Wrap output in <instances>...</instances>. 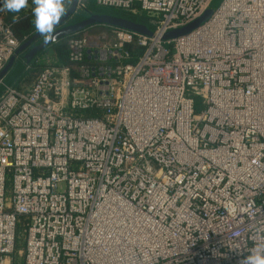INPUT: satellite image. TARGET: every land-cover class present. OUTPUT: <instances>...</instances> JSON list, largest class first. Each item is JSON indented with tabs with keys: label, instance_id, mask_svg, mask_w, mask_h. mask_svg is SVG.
Returning <instances> with one entry per match:
<instances>
[{
	"label": "built area",
	"instance_id": "obj_1",
	"mask_svg": "<svg viewBox=\"0 0 264 264\" xmlns=\"http://www.w3.org/2000/svg\"><path fill=\"white\" fill-rule=\"evenodd\" d=\"M212 1L76 0L155 15L153 34L90 26L65 63L49 48L30 85L4 88L0 264H240L264 248V0H222L163 40ZM20 47L0 14V75Z\"/></svg>",
	"mask_w": 264,
	"mask_h": 264
},
{
	"label": "water",
	"instance_id": "obj_2",
	"mask_svg": "<svg viewBox=\"0 0 264 264\" xmlns=\"http://www.w3.org/2000/svg\"><path fill=\"white\" fill-rule=\"evenodd\" d=\"M222 0H213L209 7L207 8L204 15L193 22L192 24L186 26L183 29L175 30L172 32H169L163 36V40H169V39H175L177 37L183 36L190 32L191 30L198 27L201 23L206 21L212 12L218 7V5L221 3ZM76 12V0L71 1V5L69 7V10L65 14V16L60 20L59 24L56 26L54 31V40L48 41L45 43V40L42 39L40 42H38L36 45L33 46V44L42 37L39 33L33 35L27 43L23 44L15 53L14 57H17L22 51L25 49L33 46L28 53L23 57L24 63L22 64L20 61L18 64L20 65L21 69L23 70L25 65L29 64L35 56H37L43 49H45L47 46L52 44L55 41H58L60 39H63L69 35H73L76 33L81 32L82 30L93 26V25H103L107 26L109 28H117V29H123L127 30L136 34H141L145 36H151L153 34V30L151 28H148L146 26L134 23L132 21L122 19L116 16L111 15H105V14H92L88 17L73 23V24H65L67 18H69L71 15H73ZM13 57V58H14ZM12 65V60L9 61L8 65L3 70L2 74L0 75V78L5 76V73L10 69ZM18 68L14 69L15 72H17ZM22 70L19 72L18 75L22 72ZM11 74L12 76L9 78V80L6 82L4 81V85L1 86L4 90L5 87L10 86L17 78L16 73ZM11 83V84H10Z\"/></svg>",
	"mask_w": 264,
	"mask_h": 264
},
{
	"label": "trees",
	"instance_id": "obj_3",
	"mask_svg": "<svg viewBox=\"0 0 264 264\" xmlns=\"http://www.w3.org/2000/svg\"><path fill=\"white\" fill-rule=\"evenodd\" d=\"M70 4H71V2H69L66 5V13H67V11H68V9L70 7ZM2 6H3V4H2ZM2 6H0V7H2ZM33 8H34V5L32 4V0H29L28 10L27 11H24L25 8L22 9L19 13L9 12V11L5 10V20L10 25V28H11L14 36L16 37V39L21 42V46L23 44L27 43V41L33 35L37 34L36 29H35V25H34L35 17H34L33 12H32ZM92 14H105V15L116 16V17H119V18H122V19H126V20L132 21L134 23L143 25V26H148L147 19L144 16H131V15L127 14V13L114 12V11H111V10H108V9H95V8H91L90 6L85 11L76 12L73 15H71L69 18H67L66 23L71 17L73 18L71 23H76V22H78V21H80V20H82V19H84V18H86V17H88L89 15H92ZM15 15H19V18H14ZM89 28L90 27H88L86 29H89ZM86 29L82 30L79 33H76V34H73V35H69V36H67V37H65L63 39H60V40L57 41V43H52L49 46H47L45 49H43L30 62V68H32V69H30L29 71H25V70L22 71V75L23 76H27V78L25 80L26 81H30V80L33 81L34 80V78L36 77V75L38 73V67L36 68L33 65L34 60H35V58H37L38 56L43 54L45 51H47L49 48H53L54 51L57 53V57H58L60 63H65L66 47H65V44H64V40H66L69 37L78 36L82 32H84ZM24 37H27V40H24L23 39ZM42 39H44L43 36L40 37L35 42V44L40 42ZM26 54H27V50L22 51L19 55L24 57Z\"/></svg>",
	"mask_w": 264,
	"mask_h": 264
},
{
	"label": "clouds",
	"instance_id": "obj_4",
	"mask_svg": "<svg viewBox=\"0 0 264 264\" xmlns=\"http://www.w3.org/2000/svg\"><path fill=\"white\" fill-rule=\"evenodd\" d=\"M0 11L19 13L28 7L29 0H2ZM70 0H32L36 32L44 37L45 43L54 40V31L66 13ZM240 264H264V248L253 250Z\"/></svg>",
	"mask_w": 264,
	"mask_h": 264
},
{
	"label": "rangeland",
	"instance_id": "obj_5",
	"mask_svg": "<svg viewBox=\"0 0 264 264\" xmlns=\"http://www.w3.org/2000/svg\"><path fill=\"white\" fill-rule=\"evenodd\" d=\"M221 2V1H220ZM71 5V4H70ZM89 6L91 7V8H95V9H100V8H98V7H96V5L93 3V2H90L89 3ZM88 6V7H89ZM69 10V9H68ZM111 11H114V12H122V13H127V14H129V15H131V16H144V17H146V19H147V22H148V26H146V27H148V28H151V29H153V26H152V24H151V20L152 19H157V17L155 16V15H148V14H146L145 12H141V11H139V13L137 14V15H133V14H131V13H129V12H126V11H122V10H111ZM77 12H79V11H77ZM76 13V12H75ZM0 14L2 15V18H3V13L0 11ZM72 17L67 21V25L68 24H73V23H71L72 22ZM109 27H107V26H103V25H93L92 26V28H90L89 30H87L88 32H86V33H84V34H88V35H93V36H95V35H101V34H103V33H106L107 32V29H108ZM64 42H65V40H64ZM16 58L17 57H14V58H11L10 59V61L12 60V65H11V67H10V70L9 71H11L10 72V74H9V76L7 77V80H6V82L9 80V78L12 76L11 74H13L15 71H14V69H16V68H18L16 71L17 72H15L16 73V76L19 74V72L22 70L21 69V67H20V65L17 63V61H16ZM9 63V62H8ZM8 63H7V65H8ZM6 65V66H7ZM22 75V72H21V74L20 75H18L17 77V79H16V81H14L13 83H14V85L13 86H15L16 85V83L19 81V80H21L22 78L21 77H23V76H21ZM31 81V80H30ZM30 81H26L25 82V84L27 85ZM12 83V84H13ZM11 84V83H10ZM11 84V85H12ZM3 93V88L2 87H0V96H1V94ZM196 103H197V105H196V107H195V111L198 113V112H200L201 111V104L199 103V100H196Z\"/></svg>",
	"mask_w": 264,
	"mask_h": 264
},
{
	"label": "crops",
	"instance_id": "obj_6",
	"mask_svg": "<svg viewBox=\"0 0 264 264\" xmlns=\"http://www.w3.org/2000/svg\"><path fill=\"white\" fill-rule=\"evenodd\" d=\"M71 1H72V0H71ZM71 1H70V2H71ZM2 4H3V2H2V0H0V6H2ZM27 10H28V7H26V8L24 9V11H27ZM1 12H2L3 15H4V16H3V20L6 22V20H5V10H3V11H1ZM14 18H19V15H15ZM6 23H7V22H6ZM7 24H8V23H7ZM34 45H36V44L34 43L33 46H34ZM33 46H31L29 49H28V48L25 49V50H27V53H28V51H29ZM25 50H24V51H25ZM16 61H17V63H18L19 61H20L22 64L24 63L23 57L20 56V55L17 56ZM29 64H30V63H29ZM9 70H10V69H9ZM9 70L5 73L4 81L7 79V77L9 76V74H10V72H11V71H9ZM23 70H24V69H23ZM23 70H22V71H23ZM20 74H21V73H20ZM22 76H23V75H22ZM17 78H18V77H17ZM17 78H16V79H17ZM21 78L24 80V82H26L25 79L27 78V76H23V77H21ZM22 79H21V80H22ZM15 81H16V80H15ZM19 81H20V80H19ZM19 81H18V82H19ZM18 82H17L16 84H18ZM32 82H33V81H30L27 85H30ZM14 83H15V82H14ZM14 83H13L12 85H14ZM10 86H11V85H10Z\"/></svg>",
	"mask_w": 264,
	"mask_h": 264
}]
</instances>
